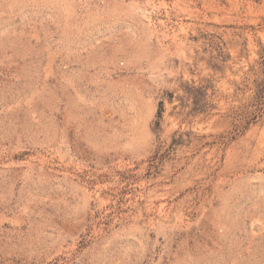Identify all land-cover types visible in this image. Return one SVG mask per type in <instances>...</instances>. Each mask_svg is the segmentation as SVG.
<instances>
[{
  "label": "rangeland",
  "instance_id": "1",
  "mask_svg": "<svg viewBox=\"0 0 264 264\" xmlns=\"http://www.w3.org/2000/svg\"><path fill=\"white\" fill-rule=\"evenodd\" d=\"M0 264H264V0H0Z\"/></svg>",
  "mask_w": 264,
  "mask_h": 264
},
{
  "label": "trees",
  "instance_id": "2",
  "mask_svg": "<svg viewBox=\"0 0 264 264\" xmlns=\"http://www.w3.org/2000/svg\"><path fill=\"white\" fill-rule=\"evenodd\" d=\"M161 115H162V113H161V110H160L159 113H158V119L161 118Z\"/></svg>",
  "mask_w": 264,
  "mask_h": 264
}]
</instances>
